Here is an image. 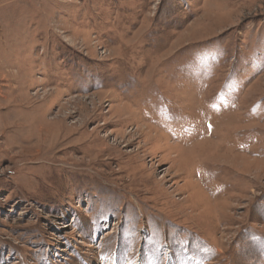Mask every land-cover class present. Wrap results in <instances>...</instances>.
<instances>
[{
	"label": "rangeland",
	"instance_id": "rangeland-1",
	"mask_svg": "<svg viewBox=\"0 0 264 264\" xmlns=\"http://www.w3.org/2000/svg\"><path fill=\"white\" fill-rule=\"evenodd\" d=\"M0 264H264V0H0Z\"/></svg>",
	"mask_w": 264,
	"mask_h": 264
}]
</instances>
